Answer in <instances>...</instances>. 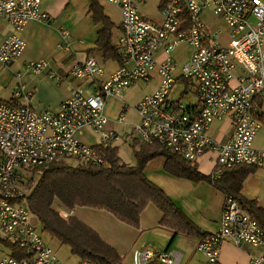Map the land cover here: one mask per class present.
<instances>
[{
	"label": "built area",
	"instance_id": "built-area-1",
	"mask_svg": "<svg viewBox=\"0 0 264 264\" xmlns=\"http://www.w3.org/2000/svg\"><path fill=\"white\" fill-rule=\"evenodd\" d=\"M108 1L121 13L117 39L121 63L114 71L100 79L103 66L93 56L73 63L66 76L88 80L92 89L73 88L56 111L34 109L21 84L13 92L21 101L0 99V239L10 248L1 252L0 264H64L46 233L32 222L35 216L22 185L29 168L73 159L105 165L104 149L122 135L158 142L191 163L211 151L213 179L236 164L264 168V150L253 147L259 126L254 99L264 95V0H163L160 21L144 17L137 0ZM30 19L49 21L40 0H0V22L11 29L0 42V64L19 57L24 47L20 31ZM62 35L67 38L68 32L63 30ZM182 45L188 49L185 54L178 52ZM46 65L44 60H29L25 69L37 73ZM152 71L158 84L135 103L139 120L126 132L109 128L103 112L106 96L148 81ZM48 76L63 78L54 71ZM223 118L232 125L230 136L222 141L210 138L208 125ZM116 121L124 122L122 111ZM83 128L98 135L95 144L75 137ZM58 213L67 218L73 210ZM226 239L260 246L249 261L264 264V230L229 194L224 196L218 228L196 241L203 264H219L220 245ZM178 259L175 251L150 246L131 253L132 264H177ZM76 264L118 263L84 258Z\"/></svg>",
	"mask_w": 264,
	"mask_h": 264
},
{
	"label": "crops",
	"instance_id": "crops-1",
	"mask_svg": "<svg viewBox=\"0 0 264 264\" xmlns=\"http://www.w3.org/2000/svg\"><path fill=\"white\" fill-rule=\"evenodd\" d=\"M162 1L137 0V7L147 19L160 21ZM40 3L50 19L48 22L30 19L24 24L20 31L24 41L21 54L10 64H0V99L21 101L13 95L16 86L21 84L24 90L29 92V103L34 109L56 111L73 88L88 91L92 89L88 80L66 76L68 68L73 63L93 56L103 66V73L99 76L103 79L120 65V61L117 58L105 57L103 51L96 47L102 23L93 20L90 0H40ZM97 3L113 24L111 41L117 45L120 35V10L108 0H97ZM63 30L68 32L67 38L63 37ZM10 32L8 24L0 22V42ZM181 48L183 51H178L179 53L188 52L185 45ZM29 60H44L47 65L40 72L34 73L25 69V63ZM51 71L63 78L56 80L49 77L48 73ZM157 84L158 76L152 71L148 81H137L118 94L107 95L103 108L108 118L107 126L121 132L129 130L130 125L139 120L134 108L135 103L142 95L152 92ZM120 111L124 114L122 123L116 121ZM254 112L259 126L253 138V147L264 150L263 94L254 99ZM231 132L232 125L227 118L213 120L207 128L208 136L220 141L226 140ZM75 137L89 145L95 144L98 140V135L90 128L76 132ZM134 140L122 135L111 144L116 147L121 160L130 165L135 162L133 148L137 149L141 142L138 139ZM126 143L129 144L130 151L122 158L119 146ZM213 158V152L206 151L194 162L196 169L204 175H209L214 167ZM163 161L160 156L147 161L143 167L145 177L158 186L201 232L216 230L225 194L208 181H193L165 171ZM254 168L243 179L240 192L246 198L255 199L264 209V168ZM72 210L73 216L93 229L106 244L117 251L122 257V264L126 258L132 262L133 249L147 246L158 251L177 252L179 254L177 264H203V256L195 248L200 236L174 232L173 229L160 225L162 212L151 202H148L139 213L137 227L118 220L103 208L75 205ZM260 250V246L248 243L234 244L230 239H226L220 245L219 264H250L249 256L258 254ZM1 252L0 249V254Z\"/></svg>",
	"mask_w": 264,
	"mask_h": 264
},
{
	"label": "trees",
	"instance_id": "trees-1",
	"mask_svg": "<svg viewBox=\"0 0 264 264\" xmlns=\"http://www.w3.org/2000/svg\"><path fill=\"white\" fill-rule=\"evenodd\" d=\"M90 11L93 20L102 23L96 47L103 51L105 57L117 58L121 63L119 46L111 41L113 24L102 12L97 0H90ZM104 151L107 163L102 166L88 163L70 165L53 161L32 168L39 173V177L26 195L29 210L36 217L43 232L59 243L68 245L70 252L79 259L122 264V257L93 229L75 216L62 218L52 208L54 199L70 209L75 205L103 208L118 220L134 227L138 226L141 210L151 202L162 212L160 225L185 235L202 236L206 233L201 232L169 197L143 174L145 163L158 156L164 159L165 171L193 181H208L225 195L233 196L264 230V209L255 199L246 198L240 192L243 179L255 169L254 166L236 164L220 177L213 179L210 175L200 173L194 163L168 151L158 142H139L138 148H133L135 162L132 165L121 160L116 147L110 145ZM0 243L6 244L2 239Z\"/></svg>",
	"mask_w": 264,
	"mask_h": 264
},
{
	"label": "rangeland",
	"instance_id": "rangeland-1",
	"mask_svg": "<svg viewBox=\"0 0 264 264\" xmlns=\"http://www.w3.org/2000/svg\"><path fill=\"white\" fill-rule=\"evenodd\" d=\"M179 87H180L179 84L177 86H175V88L172 91V95L173 96L176 94V92L179 89ZM128 145L129 144L126 143L125 145H120L119 146L120 147L119 148L120 149L119 152L121 153L122 158H124L125 154H128L129 151H130V148H129ZM78 163H81V162H78V161H76V160L73 159L68 164H70V165H76ZM38 177H39V173L33 171L32 168H29V169H27L25 171L22 185H23V188L25 189V192L27 194L33 188V186H34L36 180L38 179ZM52 208L58 213L60 209H65L67 207H65L57 199H54L53 202H52ZM67 209H70V208H67ZM71 216H73V213H72ZM35 218H33V216H32V218H31L32 219V222H34L37 225L38 229L41 230V225L39 224V222H37L35 220ZM46 236H47V238H46L47 242L49 243V245L52 247V249L54 250V252L56 253V255L60 258V260L64 264H76L77 263V261L79 260V258L76 255H74V254H72L70 252V247L68 245L59 243L55 238H51L47 234H46ZM171 247L174 248L173 245ZM0 249L2 251H5V252H9L10 251V248H8L4 243H0ZM123 264H132V262L130 261L129 258H126L124 260ZM156 264H163V263L157 262Z\"/></svg>",
	"mask_w": 264,
	"mask_h": 264
}]
</instances>
